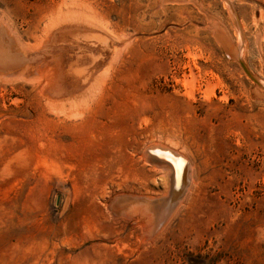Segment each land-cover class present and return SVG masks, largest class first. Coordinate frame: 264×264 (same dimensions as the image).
I'll return each mask as SVG.
<instances>
[{
  "label": "rangeland",
  "instance_id": "1",
  "mask_svg": "<svg viewBox=\"0 0 264 264\" xmlns=\"http://www.w3.org/2000/svg\"><path fill=\"white\" fill-rule=\"evenodd\" d=\"M229 2L0 0V32L28 55L59 11L107 29L86 35V102L47 95L46 67L0 74V264H264V0ZM155 144L192 178L148 232L131 202L167 192Z\"/></svg>",
  "mask_w": 264,
  "mask_h": 264
},
{
  "label": "bare ground",
  "instance_id": "2",
  "mask_svg": "<svg viewBox=\"0 0 264 264\" xmlns=\"http://www.w3.org/2000/svg\"><path fill=\"white\" fill-rule=\"evenodd\" d=\"M226 3L230 5L229 9H231V15H235L229 0H226ZM75 13L76 12L73 11L66 12L62 16V11H59L57 17L58 21L54 23L53 27L46 33L41 48L38 50L26 49L31 55L23 53L20 49L18 50L16 46H14V41L8 36L5 37L3 30H1L0 74L11 76L14 75V72L21 71L24 75H27L28 72H31L37 66L46 67L51 72V78H49L50 80L48 79L49 85L45 89L47 95L60 99V103L64 105H74L86 99L89 95L90 88H92V86H90V80L94 77V73L93 76H90L91 67L88 66L92 64L94 67L96 62V60L95 62L93 61L94 54L92 50H90V41H86V35H88L89 32L97 33L98 31H105L107 29L104 23L97 19L95 14L87 13L80 17ZM237 28L240 31V27L237 26ZM240 43H242V38ZM240 49L241 47L235 46L232 50L234 58L239 61L241 54ZM100 55L101 53H99V56ZM99 62L98 60L96 64ZM74 64L80 65V67L77 68H81L84 71H81L79 74L75 70L77 68L74 69ZM95 68H93V70ZM249 77L255 82H258L255 76L250 74ZM93 83L91 85L95 84ZM84 102L86 101L84 100ZM148 149L154 150L155 156L149 153H146V156L148 157V161L153 163L152 165L154 167L161 168L163 171L165 180L167 181V192L163 197H159L157 201L153 199L147 200V198L143 197L135 198L136 201L134 200L135 202L132 201L131 203L133 205H139V210L141 209L147 214V231L150 232L155 229L160 219L165 218L168 213L176 209L183 197L187 195L186 193L191 186L192 176H190V167L192 164L190 165L188 159H186L187 156H183L186 154L176 145L161 146L155 144L148 147ZM126 199L125 196L121 198L118 197L114 204L116 205L119 200H123V202L127 201Z\"/></svg>",
  "mask_w": 264,
  "mask_h": 264
},
{
  "label": "water",
  "instance_id": "3",
  "mask_svg": "<svg viewBox=\"0 0 264 264\" xmlns=\"http://www.w3.org/2000/svg\"><path fill=\"white\" fill-rule=\"evenodd\" d=\"M241 65H242V67L244 68V70L246 71V73L250 76V73H249V71L247 70V68L245 67V65H244L243 63H241ZM153 151H154L153 149H149L148 153H149L150 155H152V156H155Z\"/></svg>",
  "mask_w": 264,
  "mask_h": 264
}]
</instances>
